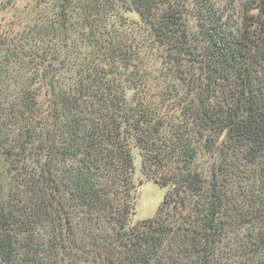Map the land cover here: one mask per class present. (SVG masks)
I'll return each instance as SVG.
<instances>
[{"label": "trees", "instance_id": "trees-1", "mask_svg": "<svg viewBox=\"0 0 264 264\" xmlns=\"http://www.w3.org/2000/svg\"><path fill=\"white\" fill-rule=\"evenodd\" d=\"M233 11L0 0V264H264V0Z\"/></svg>", "mask_w": 264, "mask_h": 264}, {"label": "rangeland", "instance_id": "rangeland-1", "mask_svg": "<svg viewBox=\"0 0 264 264\" xmlns=\"http://www.w3.org/2000/svg\"><path fill=\"white\" fill-rule=\"evenodd\" d=\"M214 3L218 4L220 7H234L232 17L237 22L240 19L238 11L242 10V3L244 0H213ZM241 14V12H240ZM138 18L134 16L132 13L128 14V18L125 20L128 25H123L120 29L124 35H138L141 34L139 32L138 25L136 21ZM125 24V23H124ZM163 62L157 57H146L144 63H142V71L151 72L148 83L152 86V89L156 92L160 90V76L163 75ZM160 69V70H159ZM157 85V86H156ZM130 95L131 91H130ZM134 180L138 183L137 189V201H136V213L133 217V221L151 217L155 214L158 205L163 199V195L165 193V187H160L157 183H155L152 179H148L146 175L143 173L141 169V158L136 152L135 154V162H134ZM142 181L140 184L139 181Z\"/></svg>", "mask_w": 264, "mask_h": 264}]
</instances>
